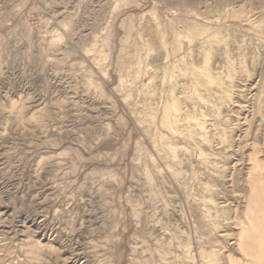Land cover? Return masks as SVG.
<instances>
[{
  "label": "rangeland",
  "instance_id": "1",
  "mask_svg": "<svg viewBox=\"0 0 264 264\" xmlns=\"http://www.w3.org/2000/svg\"><path fill=\"white\" fill-rule=\"evenodd\" d=\"M262 190L264 0H0V264H258Z\"/></svg>",
  "mask_w": 264,
  "mask_h": 264
},
{
  "label": "bare ground",
  "instance_id": "2",
  "mask_svg": "<svg viewBox=\"0 0 264 264\" xmlns=\"http://www.w3.org/2000/svg\"><path fill=\"white\" fill-rule=\"evenodd\" d=\"M167 110V109H166ZM168 111V110H167ZM166 112V111H165ZM170 113V112H169ZM167 115V114H166ZM165 120H166V118H165ZM169 121V120H168ZM192 124L194 123V122H191ZM197 125H199V124H197ZM168 126V125H167ZM256 168V167H255ZM248 180H250V179H248ZM252 180H259V181H261V179H259V178H257V179H252ZM247 183V182H246ZM255 193H256V200H254V203H255V205H256V207H257V205L260 207V216H259V220L261 221H263L262 223L264 224V190H262V191H255ZM244 210V209H243ZM250 210V207H248V211ZM255 218V212L253 211V209L252 210H250V217L248 216V221H250V220H253ZM251 222V221H250ZM262 223H260V226H258L257 228H264V226H263V224ZM240 224V223H239ZM245 225V224H244ZM244 230H245V234L247 235V229L246 228H244ZM243 232V231H242ZM248 240L250 241V245L247 247L248 248V250H253L254 249V245H253V243L252 242H255L257 245H258V249L260 250V255H257V257H256V259H258L259 260V262L260 263H258V264H264V238L263 237H256V238H254L251 234H250V236H249V238H248Z\"/></svg>",
  "mask_w": 264,
  "mask_h": 264
}]
</instances>
